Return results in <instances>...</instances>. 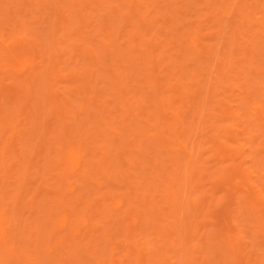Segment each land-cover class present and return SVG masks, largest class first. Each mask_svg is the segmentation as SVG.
I'll use <instances>...</instances> for the list:
<instances>
[{
  "label": "bare ground",
  "instance_id": "6f19581e",
  "mask_svg": "<svg viewBox=\"0 0 264 264\" xmlns=\"http://www.w3.org/2000/svg\"><path fill=\"white\" fill-rule=\"evenodd\" d=\"M181 1L185 0H68L73 17L65 14L59 18V24L53 22L54 36L62 31V37L67 36L69 31L78 36L68 39L71 47L69 63L85 66L81 64V57H77L79 52L82 59L89 61L94 68L84 67L82 74L76 70L70 73L72 85L67 87V92H77L84 97H78L84 99L80 112L72 111L69 115L73 122L61 123L50 137L44 132H40L39 137L43 136L63 154L60 141L65 139L67 130L77 132L78 138H82L85 123H81L83 120L79 115L87 111V104L97 105L101 113V117L97 116L98 120L93 113L96 111L91 109L92 112L87 114V128L91 130L89 136H103L105 141L97 137L99 146L115 152L116 163L126 164L139 172L124 177L122 170L116 172L125 181L126 193L116 194V204L113 202L112 206L117 205L115 208L125 216L123 224L127 250L121 252L119 243L113 239L118 236L116 233H113L114 237L110 236L108 231H99L112 244H106L110 247L107 259L98 260L100 249L95 243H89L84 248L75 244L82 256L88 258L87 253L90 252L98 264H196L198 258H201L200 264H264V0L222 1L229 6L217 0L220 5L223 4L221 7L213 0H188L191 8L196 6L192 4L199 2V6L205 4L202 11H206L205 8L209 9L208 12L211 10V16L202 12L203 18L198 15L199 19L184 14L187 0L183 2L186 8L174 7ZM58 2L54 0V3ZM58 10L66 11L64 6H59ZM94 10H98L99 14H94ZM189 11L192 10L186 12ZM21 24L25 32L19 39L24 42L13 46L1 39L4 44L1 55L8 58L11 64L12 59L16 60L13 65H17L28 84L27 99L34 102L40 99V103L51 105L58 99L55 86L59 79L53 68L57 65L53 66V62L43 65L40 57L54 48L50 41L44 45L48 49L42 47L40 38H29L25 21ZM76 24L80 31L89 28L91 32L75 33L73 26ZM49 35L44 38L48 40ZM24 45L41 54L34 56L25 51ZM59 56L54 54L55 58ZM257 72L260 76H256ZM100 81L104 83L102 89H105V96H98V90L90 95V85ZM40 84H44L43 89H38ZM111 94L117 97L115 108L104 103L111 100ZM96 97L102 98L104 104H95ZM67 101L72 104L64 96L62 104L65 111L69 110L66 105H71ZM11 104L15 115H10L11 112L5 114L1 107L0 123L13 121L16 128L19 124V101H12ZM118 106L126 113L116 117L112 112L110 116V112L117 110ZM36 115L40 117L39 113ZM64 115L67 113L64 112ZM117 123H121V129H117ZM124 131L133 138H126ZM89 150L70 145L66 147L65 160L57 159V156L56 163L65 162L64 173L70 172L83 178L91 177L90 167L97 169L95 174L100 178L95 176L102 179L104 172L99 169L103 171L104 168L102 164L98 167V164L92 163L88 158ZM125 151L130 153L127 155ZM2 164L5 166L4 161ZM103 164L108 166L111 178L116 176L115 172L114 175L110 173V162ZM143 174H149V177L138 182L139 175ZM69 180L72 191H76L75 182ZM25 182L28 181H24L23 186ZM218 183L225 184V188L218 189L221 187ZM79 188L82 190L85 187L79 185ZM134 190L136 202L143 200L150 214L142 208L133 210L135 206L126 194L132 196ZM22 193L23 188L18 194L22 197ZM19 195L17 199H20ZM157 197L160 198L156 200ZM49 200L54 208L58 207L59 211L61 208L60 215H56L60 230L55 232L65 233L56 239L52 231L49 238L54 237L61 243L76 238L82 242L85 237L80 239L82 228L85 225L87 228H84L88 229L91 224L89 218L70 207L62 194L57 195L59 202ZM84 208L87 212L92 210V205L87 203ZM67 209H71L72 214ZM213 209H222V212L215 215L211 211ZM13 218L21 222L17 215ZM142 218L146 232L140 236ZM113 219L115 223L120 220L116 215ZM8 220V211L0 196V246L18 254V248L11 247L15 236H12L14 228L13 234H10L9 227L7 231ZM78 221L83 224L81 228ZM91 227L89 232L93 237H103L93 231V225ZM27 230L24 229L28 234L30 229ZM152 233L156 237L150 241L149 234ZM29 235L25 236L26 239ZM19 238L20 235L16 242ZM55 250L52 246L48 248L49 254L55 255ZM60 253L67 255L65 249ZM6 264H11V261ZM17 264H25L19 255ZM78 264L82 262L78 261Z\"/></svg>",
  "mask_w": 264,
  "mask_h": 264
},
{
  "label": "rangeland",
  "instance_id": "374dc122",
  "mask_svg": "<svg viewBox=\"0 0 264 264\" xmlns=\"http://www.w3.org/2000/svg\"><path fill=\"white\" fill-rule=\"evenodd\" d=\"M222 1L223 0H221L220 2ZM48 2H50V4H48ZM181 2L178 3L177 5L174 4L175 5L174 7L183 6V8H186L185 7L186 5L184 6V3L183 2L181 3ZM187 2L189 1L187 0L185 3ZM213 2L216 4L218 1L213 0ZM220 2H218V4L216 5H220ZM231 2L232 1L230 0L229 3ZM162 4L163 2L161 3V5ZM195 4H196L195 7L197 9L193 6ZM223 4H221L218 7L223 6ZM90 5L95 6L93 3L92 4L90 3ZM199 5H200L199 2L192 4L193 6L192 8H191V5H188L186 11L189 9L192 11H189V12L184 11L185 12L184 14H189V17L193 19H196V17L197 19H199L198 15L200 18H203V16H201V15H204L203 13L205 14L210 13V16L212 15L210 12L211 10L208 12L209 9L205 8L206 11H202L203 6L205 7V4H202V6H199ZM225 5L229 6L227 4H224V6ZM59 6H64V9L66 11L60 12L58 10ZM199 8L201 9L200 12L198 11ZM91 9L92 7L89 8V10ZM193 9L195 10V14H194ZM65 14H69L70 18L73 17L72 6H70V4L68 3V0H59L58 3H54V0H0V108L1 107L4 108L5 114H8L11 112L10 115H13L14 113L12 111L11 103L12 101H19V104H18L19 124L18 126L14 128L13 121H10V122L5 121V122L0 123V177L2 176L0 178V196H2V204L4 208L7 209L8 211L9 220L7 221V231L9 232V229H8L9 227L11 229L10 234H13L14 232L12 236H15L14 240L11 242V247L18 248L17 249L18 254L17 252L10 253L3 246H0L2 247V249L0 248V254H1L0 264H6V262H9V261H11V264H17L18 255L22 257V260H24L25 264H32L31 262H33V264L34 263L35 264H61V263L78 264V261L82 262V264H98L97 261H94L95 258L93 257L92 253L88 252L87 253L88 258L84 257L82 256L81 252H78L76 246L81 244V248H84L89 243H95L96 244L95 246L96 247L99 246V249H100L99 254H98V260L100 261L103 259H107L108 256L106 255H109L108 249L110 248V247L108 248V246L109 245L112 246V244L111 242L108 241V237H104L105 234L103 233L105 231H108L109 235L113 237L115 236L113 235V233L114 234L116 233L118 238L115 237L113 239H114V242L119 243L121 247L119 250L121 252L127 250L126 242L124 241V238H125L124 228L125 227L123 224L124 222H126V219H125V216H123L122 212L117 210L118 208H115V206L117 207V205L112 206V204L113 202L114 204H116V201H114L116 200V196H117L116 194L126 193V190H125L126 184H125V181H123L124 179L122 180V175L124 177V175L126 174L132 175L133 172H137V174L139 172L133 167L129 168V166H125L126 164L122 166L121 164L116 163L117 161L115 160V157L113 156L115 152L110 151L109 148H106V149L101 148L99 146L100 143L97 142V137L105 141V138L103 136L102 137L96 136V135L89 136L91 134V130L87 128V123H86L87 114L89 111L92 112L93 110L97 112V113L93 112L95 114V117L100 116L101 113H100V110L97 109L96 107L97 105L95 106V105L87 104L86 106L88 107L89 110L87 109V111L79 115L81 121L83 120L81 123H85L84 129L82 131L83 133L82 138L81 137L78 138L77 132L71 133L70 129L67 130L68 132H67L65 139L63 141H60L64 149L63 154H60V152L57 151L54 148V146H51L50 145L51 142L44 139L43 136H40L41 138L39 137V134H41L40 132L42 133L44 132L43 134L47 133L46 136L50 137L51 134H55V132L59 129V125H61V123L64 124L65 122H73L72 117H69V115H72L71 113L72 111H76V113L80 112V108L84 102V99L82 98L79 99L81 95L79 96L77 92H67V87L72 85L71 84L72 75L70 73H72V70H76L78 71L79 74H82L84 73V70H83L84 67L94 68V66L90 65L91 63L89 61L85 60L84 58L82 59V56L80 55L79 52H77L78 53L77 57L78 58L81 57L80 58L81 62H83L81 64H85V66L82 67V65L77 66L75 63L74 64L69 63L68 58L70 55L69 50L71 49V47L69 45L68 39H70L71 37L78 38L76 34H71V32L69 31L67 36L62 37L63 31L62 32L60 31L61 34L59 33L58 35L54 36L55 32L53 29V22L57 21V23L59 24L60 23L59 18L61 16L63 17ZM94 14L98 15L99 14L98 10H94ZM19 20L25 21V27H27L29 31V34H28L29 38H36V37L40 38L41 43L43 44L42 47L44 48H48V47H45L44 45L47 41H50L52 43V48H54L52 50L48 48L49 50H47V54H44V53L41 54V53H37V51L33 50L32 48L28 49V46L24 45L25 51L33 54L34 56H38L40 54L42 55L40 58L44 61L43 65H47L49 64V62L50 63L53 62L51 63L53 66L57 65V67H53V66L52 67L55 70L54 72L58 74V79H59V82L55 86V90H57L58 99H57V102L56 101L51 102V105H49L48 102L44 104L40 103L41 102L40 99L35 102L33 100H28L27 99V91H28L27 85L28 84L23 80L24 75L21 74L17 65H13L16 62V60L12 59L13 63L11 64L8 58L3 57L1 55V51L4 49L3 48L4 44L1 43V39L5 40V44H11L13 46L19 45L20 43L24 42L23 40L19 39V37L22 36L25 32L21 24L22 21H19ZM176 21H178V19H176ZM211 22H215V21L212 20ZM211 22L210 24H214ZM160 23H162V21ZM14 26L16 27L14 28ZM73 27L75 28V33L88 34L89 32H91L90 31L91 29L89 28L83 29V32L80 31V28L77 26V24L76 26L74 25ZM49 34H51V36ZM48 35H49V39L46 40L44 37H47ZM17 47L18 46H16L15 48ZM55 53L59 54L60 56L55 58L54 57ZM57 58L58 60H56ZM84 60H85V63H84ZM131 64L128 66L130 67ZM131 68L133 69V65ZM134 68L136 67L134 66ZM103 70L104 69H102V71ZM257 73L258 74L256 76H260L259 72ZM103 84L104 83L100 81L98 84L93 83L92 85H90V88L88 87L90 89L89 94L91 95L94 90H98L97 92V94H99L98 96L100 95L105 96V93H106L104 92L105 89H102L103 87H105L103 86ZM43 87H44V84H40V86H38V89H43ZM130 94H132V92ZM64 96H66L72 102L71 104L69 101H67L71 105L69 104L66 105V108L70 110V111L68 110L70 113H68V111L63 110L64 106L62 104V100L64 99ZM111 96H112L111 100L109 101L106 100L107 102L106 101L104 102L102 98L100 97H96L94 100L96 101L95 104L106 103L105 105L108 104L107 105L108 107L115 108L116 105L114 104H116L115 102L116 100L115 98H117L116 94H111ZM108 99H110V96H108ZM4 102H7V104ZM134 106L136 107V103ZM122 109L123 108H120V107L117 110L113 109L110 112V116H112V112H114L113 114L115 116L126 113L125 110L123 109L124 111L123 112ZM61 110H63V112ZM64 112L67 113V115H64ZM37 113L40 114V117L36 115ZM96 114H99V115H96ZM61 119L65 121H62ZM95 119L98 120L99 117ZM127 121L130 122L129 119ZM95 124L99 125L100 123L99 124L95 123ZM120 124L121 123H117L116 125L115 124L114 125L115 126L119 125L118 126L119 128L117 127V129H121L122 127H120ZM13 129H15V131ZM87 129L90 131H88ZM121 131L123 132V130ZM69 132L70 134H68ZM126 134L127 132L124 133V136ZM127 135H126V138L128 139L133 138V135L131 136H127ZM70 145L75 146V147L80 146L82 149L85 148V150H89V149L92 150V151L89 150L88 158L92 161L93 164L94 163H96V165L102 164V166L97 165L98 167L100 166L103 167L105 170V171L104 170L102 171L101 169H99L100 172H104V174L102 173L103 175L102 179H98L100 177H98L95 174L97 169L93 170L91 167H90V172H89V175L91 177L89 178H83L81 176H73L69 172L70 170H68L69 173L67 172L64 173L66 171L65 162L61 163L60 165L57 164L58 162L56 163V157L58 156L57 159L61 158L65 160L66 147ZM125 152L127 153V155L128 153H130L127 151ZM104 153H107L106 154L107 157L106 155H104ZM3 156H5L4 159H3ZM3 161L5 162V166H3L2 164ZM106 161L110 162L112 165V167L110 168L111 175H114L113 172L116 173L118 170L123 171L121 178L120 176L119 177L117 176V173H116V176L114 175L111 178L108 172L109 171L108 166L106 164H103ZM118 166H122V167H118ZM6 169H7V173H5L4 175V170ZM63 173L65 174V176ZM145 177L148 178L149 174L139 175V179L137 181L142 182ZM130 179L133 181L135 180L134 177H130ZM68 180L69 182H75L76 187H77L76 191H72L70 187L71 183H68ZM24 181H28V182L27 183L25 182V185L23 186ZM99 182L102 185L99 184ZM79 185H83L85 188L81 190L79 188ZM218 185L219 187L221 186L220 188H218L220 190L225 188V184L218 183ZM22 188H23V193H22L23 195L21 197L18 193L20 192ZM135 192L136 190L133 191L132 196H129L128 194H126L127 199L130 198L131 199L130 203L133 205V207L135 206L133 210L135 211L136 208H140V209L142 208L143 211L145 210L147 213L150 214V211H148V208H146V205L143 200H138V202H136L137 198H135L136 196ZM58 194H62L66 198L67 204L70 207H72L73 209H78L79 211H81L82 216L85 214V217L89 218V224L90 223L91 224L88 225V229H87L88 231L86 230L87 226L81 224L80 221H78L81 224L80 228L83 225V228H82L83 233H81L82 231L80 232L83 236L81 235L82 238L80 237V239H83L84 236L85 237L82 240V242L81 240H78L77 238L74 239L73 241L69 240L63 243H61L59 240H56L58 239L57 236H60V235L62 236L63 234H65L63 231L61 232L56 231L58 233V235H56L57 233L55 232V230H58V229L60 230V228H58L60 227L59 222L57 221L59 220L58 216L60 215L59 213L61 212V208L59 206L60 211L58 207L54 208L52 206L53 204H50L51 202L49 199L51 198L54 203L59 202V200H57ZM17 195H19L20 199H17ZM159 198L160 197H157L156 200H158ZM82 200L83 202H81ZM84 200H87V201L84 202ZM87 203H90L92 205V208H91L92 210H89L86 212L84 205ZM127 203H128V200H127ZM221 210L222 209H213L211 211L215 215L219 212L217 215H220L222 212ZM67 211L71 212V214L73 212L71 209H67ZM14 213H17V214H14ZM109 213H112V215ZM15 215H17L21 219L20 221L22 223L21 222L18 223L19 220L18 221L14 220L13 216L15 217ZM56 215L58 216L56 217ZM114 215L118 216L121 221L118 220L116 221V223L112 221L114 220L113 219ZM51 216H53L52 217L53 219H51ZM82 218L83 217H81V219ZM104 220H109L110 222L105 223L103 222ZM51 221L55 222L54 225ZM8 222H10V224ZM143 222L144 221L142 218L141 223L143 224ZM30 224L33 225V228L31 227ZM25 225L27 228L25 227ZM92 225L95 228L93 229V231L95 230L96 233L103 235V237L101 236L102 238H100L99 235H98L99 237L97 235H96L97 237H93L90 234L89 230L92 228L91 227ZM84 226L86 228H84ZM114 227L116 228V230ZM144 227H145V224L140 226V230H139L140 236H143L146 232L143 230ZM24 229L26 230L30 229L29 232L28 230L26 231L28 232V234L25 233ZM52 231L55 232L54 236L56 237V239L54 237L53 238L50 237L51 239L49 238V233ZM99 231H103V233ZM17 232L18 233L21 232V234L15 235V233ZM30 233H32L31 236L29 235ZM26 234L30 236L29 237L31 238L30 242H28V239H29L28 237L26 239L25 237L27 236ZM18 235H20L19 240L20 239L22 240V241L20 240V242L19 240L18 242H16L18 239ZM149 235H150L149 236L150 241H152L151 239L156 237L153 233L152 235L151 234ZM27 242L30 244H28ZM103 242H107V243H103ZM108 243L110 244L108 245ZM27 245H30V246L28 247ZM68 245L70 247H65ZM48 246L49 247L52 246L56 249L55 255L53 253H50L51 255L49 254ZM106 247L107 249H105ZM30 249L34 251H31ZM62 249L66 250L67 255H62V253H60ZM72 254H76V255L72 256ZM2 258H5V260H3ZM32 258L34 259L30 260ZM198 259H196V264L201 263L200 261L201 258H198ZM146 264L148 263L146 262Z\"/></svg>",
  "mask_w": 264,
  "mask_h": 264
}]
</instances>
